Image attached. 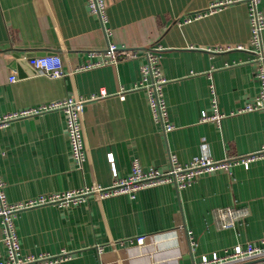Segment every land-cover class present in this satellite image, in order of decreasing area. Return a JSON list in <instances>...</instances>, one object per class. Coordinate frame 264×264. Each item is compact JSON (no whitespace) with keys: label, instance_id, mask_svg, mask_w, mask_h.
<instances>
[{"label":"crops","instance_id":"0c3cea01","mask_svg":"<svg viewBox=\"0 0 264 264\" xmlns=\"http://www.w3.org/2000/svg\"><path fill=\"white\" fill-rule=\"evenodd\" d=\"M213 1L104 0L107 19L101 28L84 0H0V116L70 97L87 100L81 116L86 159L80 166L71 159L60 110L0 129L7 202L108 187V154L123 178L134 161L143 171L165 172L170 156L185 165L195 157L222 161L256 152L264 144L261 113L230 115L252 102L259 89L253 54L235 49L250 37L247 4L185 23ZM257 7L264 15V0ZM108 44L119 49L116 64L79 70L87 60L103 59L88 53H101ZM261 44L264 48V29ZM154 48H159L167 81L163 96L174 126L167 133L153 121L144 91L135 87L145 51ZM126 51L135 57L126 58ZM46 55L60 57L63 77L37 74L25 62L17 66L18 60ZM211 86L226 115L219 127L200 121L202 112L212 111ZM229 208L247 214L222 229L216 212ZM14 223L23 254L69 256L46 264H195L202 255L264 238V159L204 175L179 191L160 184L134 198L90 196L69 208L22 210ZM1 233L0 223L3 259ZM139 236L145 237L142 245L136 244Z\"/></svg>","mask_w":264,"mask_h":264},{"label":"built area","instance_id":"2783aa9c","mask_svg":"<svg viewBox=\"0 0 264 264\" xmlns=\"http://www.w3.org/2000/svg\"><path fill=\"white\" fill-rule=\"evenodd\" d=\"M84 1L88 12L97 16L101 28H104L107 19L104 0ZM258 2L259 0H215L204 10L196 12L191 17H187L185 23L203 18L229 5L236 3L247 4L250 37L247 44L235 46V49L249 50L253 54L255 63L254 79L258 83L259 89L258 94L252 102H248L237 108L231 112L230 115L257 111L261 113L264 125V48L261 44V32L264 29V15L257 7ZM224 49L229 50L231 48L225 47ZM118 50L119 49L114 44H108L106 49L101 53L89 52V57L100 55L103 59L95 62L87 60L79 67V70H89L103 65L116 64L119 53ZM124 54L126 58L135 57L132 51H126ZM159 62V48L145 51V62L140 66V79L135 87L144 91L153 121L160 126L163 133H167L172 131L174 126L169 121L168 110L164 101L163 87L167 81L162 76ZM28 63L37 74L46 75L53 79L64 76L62 62L57 55L31 57ZM14 80L15 77L11 76L10 81ZM100 95H104V92H101ZM211 95L212 111L210 114L202 112L200 121L202 123L211 122L219 127L222 119L226 115L218 109L212 86ZM97 97L99 96H93V98ZM86 101L85 99L70 97L58 101H51L23 111L7 113L0 116V129L5 128L10 122L19 118L60 110L65 115V132L71 159L74 165L80 166L86 159V149L81 123L83 106ZM261 159H264V144L256 152L244 156L227 158L222 161H215L207 157H195L188 164L182 165L177 162L174 156H170V166L165 172H160L156 169L143 171L137 162L134 161L130 174L126 177L119 178L113 156L112 154H108L107 161L112 175V184L110 186H84L79 189L65 192L39 194L23 202L16 203L7 202L4 192L5 182L0 171L1 241L5 250L4 258L0 259V264L57 263L69 257L66 252H63L59 258H54L47 254L39 256L23 254L21 252L14 223L17 213L22 210L47 205L56 206L58 208H69L86 202L90 196L104 199L110 196L126 194L134 198L138 191L160 184H172L175 189L179 191L191 186L204 175H210L219 170H227L235 165H242L244 168H248L250 163ZM246 214L247 212L244 209H219L216 212L217 224L222 229L233 228L235 223L246 216ZM144 239L145 237L143 236L137 237L135 239L136 244L142 245ZM190 245V248H193L194 242L191 241ZM254 261H259V264H264V238L255 242H248L244 245H235L223 249L221 252H212L209 255H202L199 262L195 264H244Z\"/></svg>","mask_w":264,"mask_h":264},{"label":"water","instance_id":"95a60500","mask_svg":"<svg viewBox=\"0 0 264 264\" xmlns=\"http://www.w3.org/2000/svg\"><path fill=\"white\" fill-rule=\"evenodd\" d=\"M29 66L30 64L29 63H27V61L25 60V61H23V60H18L17 61V66H20V65H22L23 66V64H25V63ZM29 67H31V66H29ZM32 68V67H31ZM34 70V69H33ZM35 71V70H34ZM36 73V72H35Z\"/></svg>","mask_w":264,"mask_h":264}]
</instances>
